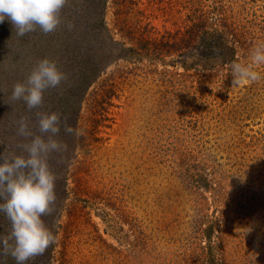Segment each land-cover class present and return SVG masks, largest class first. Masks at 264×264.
I'll return each mask as SVG.
<instances>
[{
    "label": "rangeland",
    "instance_id": "rangeland-1",
    "mask_svg": "<svg viewBox=\"0 0 264 264\" xmlns=\"http://www.w3.org/2000/svg\"><path fill=\"white\" fill-rule=\"evenodd\" d=\"M200 16L201 45H226L211 57L179 43ZM61 19L24 37L0 23V153L23 154L16 122L39 135L37 112L61 116L73 153L49 158L57 242L27 264H264V65L245 84L230 68L264 43V0H70ZM109 35L134 50L106 57ZM45 58L67 79L29 112L12 88Z\"/></svg>",
    "mask_w": 264,
    "mask_h": 264
},
{
    "label": "clouds",
    "instance_id": "clouds-1",
    "mask_svg": "<svg viewBox=\"0 0 264 264\" xmlns=\"http://www.w3.org/2000/svg\"><path fill=\"white\" fill-rule=\"evenodd\" d=\"M70 0H0V23L6 19L13 25L16 35L24 37L39 29L43 34L53 33L61 25L62 9ZM71 30L74 25L67 23ZM264 65V43L256 45L250 54V62H233L230 66L233 84L257 82L261 74L256 69ZM67 79L54 61L45 58L38 61L25 83H15L10 99L23 101L31 112L43 104V93L58 87ZM39 135L30 128L29 117L20 116L16 122V135L23 141L17 144L22 155L0 153V213L10 223V231L0 234V256H11L16 264H27L43 255L57 242L43 217L55 211L56 176L49 166L53 153L61 154L67 144L55 139L61 131V116L37 112ZM66 135H79V131L63 123Z\"/></svg>",
    "mask_w": 264,
    "mask_h": 264
},
{
    "label": "trees",
    "instance_id": "trees-1",
    "mask_svg": "<svg viewBox=\"0 0 264 264\" xmlns=\"http://www.w3.org/2000/svg\"><path fill=\"white\" fill-rule=\"evenodd\" d=\"M200 17H201L200 19H197L196 21H194L186 29V32H187L188 36L187 37H180L181 39H180L179 43H180L181 47L182 48H186L185 45L187 46L190 43H194L193 45H195V48H198L199 50H200V48H202L200 50V52H202L201 55L203 57H207V56H209L212 53V51H211L212 47L214 49H218V48H221V47H224L226 49V45L224 43H222V41H221V40H223L222 36L221 37L219 36V38L215 42H212V41L209 42V44L207 46L206 45L205 46L201 45V41L203 40V38H205L204 34L209 33V32L206 31L203 28L206 25L207 19L204 18L203 16H200ZM101 22H102L101 23L102 28L105 31H107L106 30V25L104 24V19L101 18ZM109 39L110 40H108V41L110 42V45H111L112 48L108 52V54L106 53L107 54L106 57L112 56L114 59H121V58L127 57L128 54L132 50H134L133 47H127V46H125L124 43L116 41L113 38H110V35H109ZM176 49H180V48H176ZM211 56H209V57H211ZM217 56H219L222 60L224 59V55L223 54H219ZM81 69L82 68H80V74H81V77L84 78L82 80V82L83 83L85 82L84 86L86 88V87H88L90 85L92 80L91 79L89 80V78L85 77V76L88 73H91V72L93 73V71H90V69H82V70ZM91 70H92V68H91ZM93 70H95V68H93ZM71 138H72L71 139V143H69V144H73L74 142L77 143V139H76L77 137H75V135H73ZM63 154H64V160L66 158L68 160V159L71 158L73 153L66 150L65 152H63Z\"/></svg>",
    "mask_w": 264,
    "mask_h": 264
}]
</instances>
